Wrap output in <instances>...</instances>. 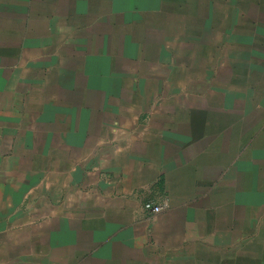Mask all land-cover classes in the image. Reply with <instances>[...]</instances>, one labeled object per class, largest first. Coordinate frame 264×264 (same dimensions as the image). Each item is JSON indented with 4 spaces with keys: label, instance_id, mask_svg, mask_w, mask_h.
I'll return each instance as SVG.
<instances>
[{
    "label": "crops",
    "instance_id": "0c3cea01",
    "mask_svg": "<svg viewBox=\"0 0 264 264\" xmlns=\"http://www.w3.org/2000/svg\"><path fill=\"white\" fill-rule=\"evenodd\" d=\"M160 5L0 0V264H264V95L115 56Z\"/></svg>",
    "mask_w": 264,
    "mask_h": 264
},
{
    "label": "rangeland",
    "instance_id": "374dc122",
    "mask_svg": "<svg viewBox=\"0 0 264 264\" xmlns=\"http://www.w3.org/2000/svg\"><path fill=\"white\" fill-rule=\"evenodd\" d=\"M168 1L162 0L163 7L155 9L134 8L130 39L126 31L124 37L116 34L115 56H147V67L153 66L155 56L161 82L177 84L184 91L183 100L191 95L201 99L205 86L231 84L232 69L242 90L250 87L244 95L252 99L264 95V20L259 21L264 19V8L260 0H189L198 10L189 14L185 3L179 2L185 0H175L179 3L176 13L169 12L176 7ZM137 51L139 55L133 54ZM185 85L195 91H186L181 87Z\"/></svg>",
    "mask_w": 264,
    "mask_h": 264
},
{
    "label": "built area",
    "instance_id": "2783aa9c",
    "mask_svg": "<svg viewBox=\"0 0 264 264\" xmlns=\"http://www.w3.org/2000/svg\"><path fill=\"white\" fill-rule=\"evenodd\" d=\"M145 209L148 211V212H151L153 214H159L161 212L164 211V207L163 206H160V205H154L152 203H146L144 205Z\"/></svg>",
    "mask_w": 264,
    "mask_h": 264
}]
</instances>
